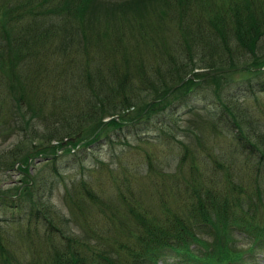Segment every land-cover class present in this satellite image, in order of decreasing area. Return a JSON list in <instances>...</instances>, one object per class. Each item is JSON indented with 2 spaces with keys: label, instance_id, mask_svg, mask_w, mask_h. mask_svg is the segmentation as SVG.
<instances>
[{
  "label": "trees",
  "instance_id": "obj_1",
  "mask_svg": "<svg viewBox=\"0 0 264 264\" xmlns=\"http://www.w3.org/2000/svg\"><path fill=\"white\" fill-rule=\"evenodd\" d=\"M216 70L224 74L203 78ZM181 107L195 145L180 140ZM4 123L21 137L0 153V170L45 155L49 173L42 191L35 181L0 189V264H236L264 248V0H0ZM148 132L182 146L173 171L140 184L148 193L128 175L95 189L81 165L98 162L91 145ZM212 149L218 159L205 155ZM143 166L137 177L155 175ZM72 167L64 197L83 234L48 186ZM23 214L48 237L13 238Z\"/></svg>",
  "mask_w": 264,
  "mask_h": 264
},
{
  "label": "rangeland",
  "instance_id": "obj_2",
  "mask_svg": "<svg viewBox=\"0 0 264 264\" xmlns=\"http://www.w3.org/2000/svg\"><path fill=\"white\" fill-rule=\"evenodd\" d=\"M112 1H115V0H112ZM55 3L60 4L58 2H55ZM152 61H158V63L162 66L166 64L164 63L166 61L163 58L158 57V56L157 57L153 56ZM68 66L70 67L74 65L70 63V65ZM225 74H227V72H225ZM204 79L206 80L208 79V77ZM176 87L177 86L172 87V90L175 89ZM258 95L261 96L263 94H258ZM241 97L244 103L253 102V99L247 92H243L241 94ZM187 109H188L187 107H181L178 110L179 116L182 119V124L185 127V135L183 137L181 136L180 140L184 141L185 143L187 142V144L189 140L191 141L192 145H195L193 138L188 139V116H190V113H188ZM200 111H202L203 114L205 113L204 109ZM146 135L147 136H144L143 139H137L135 136L129 135L125 139L128 143L123 142L124 138H122L121 140H117L114 143H108L107 141L108 139L102 136L100 137L98 142L91 145V147L93 148L91 150L95 152L93 157L94 158L97 157L98 162L94 163L95 162L93 161L94 159L91 158L87 161H83V164L81 165L84 166L83 168L85 169L84 170L85 175H87L89 171L93 172L91 176H92L93 187L95 189L103 188V189L109 190L113 188L115 185L121 184L122 181L125 179V177L128 175V176H133V180L131 177L130 178H131V181L134 182L133 186L136 185V189L140 188L142 189L143 193H148L151 190V187H149V185L141 186L140 184L148 183L150 178L153 179L152 181H155V178L159 177L158 174L162 173L165 170L173 171V168L175 167L174 163H176V159L174 162H173V159L177 156V152L182 150V146L177 141L172 140L173 142H170V141H165V140H160V139L157 140L150 133L149 135L148 134ZM18 137H21L19 136L18 132L16 131L13 132L10 126L5 125V123L1 124L0 125V153L6 149L13 147V145L17 142ZM217 141L222 144L226 143L228 141V136L221 135L217 138ZM27 147L28 146L26 145L25 148ZM90 148H88L86 151L87 155L91 154V152H89ZM209 153L211 157L216 158V159L219 158L217 149L209 150L208 153H206L205 155L209 156ZM45 157L47 156L38 155L34 157L33 159H30L28 164L25 166V168L21 169V172H19L18 170H11V169L5 172L0 170V189L1 188L10 189V185L12 182L15 183L14 185L19 186V184L23 185L22 181H28L29 183H33L35 181L36 185L40 184V191H42V188L44 187L42 180L45 178L44 175L45 174L47 175L49 173L47 171L49 166H48V163H45L46 162V159H44ZM63 160L64 158H62V161L59 162V165L64 162ZM141 162L144 163L143 167L144 168L146 167V169L148 165H151L155 169V175L150 174L149 177H142V176L137 177L134 174L133 168L141 164ZM101 164L106 166L107 170L104 169L103 171L102 170L98 171L100 169ZM110 167H113V168L115 167L113 171V175L111 177L109 176L108 179L105 180V178H102V177H106V174L109 175L111 173V171H108ZM123 169H127V171L125 172L123 171L122 174H120L118 176V179L116 180L115 177L117 176L118 171L123 170ZM157 170L160 172L158 173ZM77 175H78V172L74 169V167H72L68 169L66 172H64L62 176H55V177L51 176L52 184L51 185L49 184L48 186L52 188L51 192L53 193L50 196L51 202L54 204L59 214L60 212L65 213V216L67 218H70L71 228L75 232L79 234H83L82 233L83 229L80 228V225H81V223L79 222L80 218L75 217L76 221H74V219L72 218L74 216L70 213L69 207L67 206L65 197H64L65 186H70L72 184V181L77 177ZM30 178L32 179L30 180ZM3 213L4 211L0 210V216H3ZM85 217L86 219H88L86 214H85ZM21 218H23V221L21 223H17V224L11 223L9 225V230L13 238L16 237L18 232H22L25 235L29 234L28 236L29 239L31 237L37 239L36 233H38V235L42 236L43 238L44 236L48 237V235L50 234V232L49 234L47 233V231L44 229V227H42L41 224L36 223L33 219L30 222H28L29 217L27 218L26 215H24V217H21ZM92 219L94 218L92 217ZM234 238L237 241L236 245L242 246L243 249H246L248 247L249 240L239 235H236V237ZM170 261L171 259H169L168 262H165L164 260L163 263L170 264L169 263ZM161 263L162 261L158 262V264H161ZM236 264H264V248L255 247L249 254L244 256V261L238 262Z\"/></svg>",
  "mask_w": 264,
  "mask_h": 264
}]
</instances>
